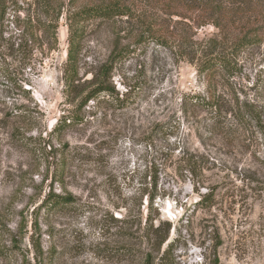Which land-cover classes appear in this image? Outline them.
Segmentation results:
<instances>
[{"label": "rangeland", "instance_id": "374dc122", "mask_svg": "<svg viewBox=\"0 0 264 264\" xmlns=\"http://www.w3.org/2000/svg\"><path fill=\"white\" fill-rule=\"evenodd\" d=\"M168 2L50 0L47 16L0 0V264H264V41L237 52L198 26L195 0L172 1L195 20ZM109 4L130 15L77 25L67 85L69 17ZM161 21L178 27L165 46ZM212 54L233 67L201 74ZM106 79L125 107L85 104ZM48 196L75 202L48 211ZM148 213L161 250L143 237Z\"/></svg>", "mask_w": 264, "mask_h": 264}, {"label": "trees", "instance_id": "16d2710c", "mask_svg": "<svg viewBox=\"0 0 264 264\" xmlns=\"http://www.w3.org/2000/svg\"><path fill=\"white\" fill-rule=\"evenodd\" d=\"M172 1L168 2L165 8V13L168 16H178L184 20H195L191 15L179 13L173 11ZM33 3L39 6L45 7V15L49 16L50 0H33ZM174 3V2H173ZM197 6L196 11L200 14L197 16V24L200 27L213 25L221 36L225 39H233L235 51H241L247 47L260 44L264 41V0H195ZM130 11L124 7L117 5H100L95 7L85 8L80 10L72 17H69L71 24L69 25V37H68V56L66 69L64 73L65 83L67 85H72L77 80L78 75V61L81 51V36L77 29V25L85 21L92 19H111L116 16H128ZM163 21L159 23L160 28H158V35L154 36L155 40L161 44L168 45V41L165 39H170L178 30V27L171 30L172 27L170 23L168 25L161 26ZM178 24H182L181 22ZM192 38V37H191ZM121 56V53L119 54ZM232 59L224 54H212L206 58L199 67V72L201 74L210 75L218 69L229 70L233 67ZM107 71H104V75H107ZM7 75V79H12V73ZM95 100L100 101H110L115 103L118 107H125L124 99L119 97V93L115 90V87L109 84V81L103 80L98 86L90 93L86 98L85 104L90 101ZM189 102L197 107L204 109H221L218 102H216L213 96L210 99L203 98L200 96H192ZM239 114V115H238ZM235 115L236 118L241 119L242 113L238 112ZM244 116V115H243ZM62 124V123H61ZM64 125H67L64 122ZM63 126L57 123L56 129L59 131ZM160 128H164L161 125ZM154 196L150 197L151 204L154 201ZM72 197L66 196H48L41 204V208L48 211L53 209L62 208L67 205L74 203ZM210 205V204H208ZM161 225L155 226L154 221L147 214L145 221V229L143 230V237L147 240V246L153 247L157 250H161L163 244L167 240V235L162 237ZM169 232V230H168ZM170 244H168V248ZM125 252L131 254L130 248L126 247ZM152 254H147L144 264H152Z\"/></svg>", "mask_w": 264, "mask_h": 264}]
</instances>
